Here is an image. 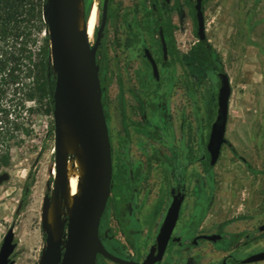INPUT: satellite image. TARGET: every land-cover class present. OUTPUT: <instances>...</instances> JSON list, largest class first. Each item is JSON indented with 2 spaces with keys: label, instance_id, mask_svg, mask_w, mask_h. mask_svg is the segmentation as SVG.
I'll return each mask as SVG.
<instances>
[{
  "label": "rangeland",
  "instance_id": "374dc122",
  "mask_svg": "<svg viewBox=\"0 0 264 264\" xmlns=\"http://www.w3.org/2000/svg\"><path fill=\"white\" fill-rule=\"evenodd\" d=\"M84 2L87 11L97 3V34L104 0ZM195 2L110 0L98 52L105 114L116 163L122 169L117 171L122 188L135 192L136 203L141 196L143 202L154 201L137 215L140 228L128 218L132 230H146L132 233L134 248L139 251L152 245L164 202L182 191L187 194L182 221L192 217L199 227L196 236L220 235L222 240L197 246L192 239L173 244L175 253L167 263L241 264L264 252V232L260 231L264 226V0L203 1L207 40L222 59L214 71L199 66L193 56L201 42ZM42 20L46 24L44 13ZM163 25L166 64H161ZM24 27L26 49L36 55L49 31L40 24L38 14ZM147 52L159 64L158 79ZM30 63L26 60L25 66ZM52 73L56 79L53 66ZM219 73L229 76L233 93L227 143L218 164L211 167L207 144L217 118ZM24 84L21 127L0 152V176L9 175L0 186V249L13 228L15 264H43L47 227L59 210L55 209L59 197L55 117L47 113L46 101L41 105L26 100L30 83ZM136 127H146L147 132L137 133ZM151 150L164 162L148 160V178L139 190L129 178L132 163L126 157L137 155L145 164ZM60 218L65 222L68 216L63 213ZM67 226L68 222L66 232ZM97 264L111 263L97 260Z\"/></svg>",
  "mask_w": 264,
  "mask_h": 264
},
{
  "label": "water",
  "instance_id": "95a60500",
  "mask_svg": "<svg viewBox=\"0 0 264 264\" xmlns=\"http://www.w3.org/2000/svg\"><path fill=\"white\" fill-rule=\"evenodd\" d=\"M74 1L48 0L44 12L49 28L51 63L56 73L54 117L57 170L61 138L58 120L60 108L66 112L68 120L77 130L85 152L88 154L89 166L81 201L73 217L68 219L65 245L55 243L51 232L47 230V249L43 264H96L98 255L116 264H139L111 255L100 239V225L111 197L113 181L112 144L103 104L101 68L98 63V52L108 22L110 0H104L103 15L94 45L90 43L86 35L81 37L77 30V10ZM171 1L165 0V3L171 4ZM203 1L196 0L195 2L198 37L201 42L207 39ZM162 41L165 58H167L164 38ZM147 55L152 63L155 77L159 78L157 63L151 54ZM218 77L221 88L218 96L217 118L212 125L207 144L211 167L218 164L227 143L233 93L229 76L226 73H219ZM8 180V174L1 175L0 186ZM184 201L185 195L181 193L173 197L158 233L156 244L151 248L143 264L162 263L171 241H180V239H173V235ZM260 231L264 232V226L260 228ZM200 239L218 243L222 240V236H201ZM16 249L14 229L11 228L0 249V264H15L12 257ZM261 262H264V252L250 256L241 261V264Z\"/></svg>",
  "mask_w": 264,
  "mask_h": 264
},
{
  "label": "trees",
  "instance_id": "16d2710c",
  "mask_svg": "<svg viewBox=\"0 0 264 264\" xmlns=\"http://www.w3.org/2000/svg\"><path fill=\"white\" fill-rule=\"evenodd\" d=\"M47 2L0 0V152L1 148H8V142L14 139L21 127L18 118L25 102L21 97L24 82L30 83L27 101L41 105L46 101L47 113L55 112L56 79L52 73L50 36L48 34L42 40L36 55L27 51L24 42V25L35 18V14H38L40 24L49 31L42 20ZM113 19L116 22V17ZM162 28L165 32L166 27L163 25ZM193 56L197 64L207 71H214L222 63L220 55L207 39L197 44ZM26 60L31 62L30 67L25 66ZM101 84L103 88L102 79ZM103 104H106L104 97Z\"/></svg>",
  "mask_w": 264,
  "mask_h": 264
},
{
  "label": "flooded vegetation",
  "instance_id": "af4514ba",
  "mask_svg": "<svg viewBox=\"0 0 264 264\" xmlns=\"http://www.w3.org/2000/svg\"><path fill=\"white\" fill-rule=\"evenodd\" d=\"M165 2V0H164ZM172 2V1H171ZM170 5V4H167ZM100 18V15H99ZM99 18H98V23H99ZM97 30V28H96ZM96 30L94 33V38H96ZM160 35H161V40L162 38H164V32L162 29H160ZM92 44V43H91ZM162 45H163V41H162ZM164 51V49H163ZM149 52H147L146 54H148ZM150 54V53H149ZM165 55V53H164ZM152 56V55H151ZM153 57V56H152ZM148 58V55H147ZM154 59V58H153ZM166 59L164 58L163 62H161V64H166ZM149 62L150 59L148 58ZM156 62V61H155ZM151 63V62H150ZM157 63V62H156ZM152 66V63H151ZM158 66V70H159V64L157 63ZM153 68V66H152ZM154 72V70H153ZM155 77V75H154ZM156 78V77H155ZM158 79V78H157ZM145 129H142L140 127H136L135 130L137 133L139 132H147L146 127H144ZM134 137V133L132 131V136L131 138ZM110 139H111V144H112V159H113V181H112V193H111V197L109 199V203L108 206L106 208V211L102 217V221H101V225H100V239L102 241L103 246L105 247V249L111 254L114 255L117 258L120 259H124L126 261H132L135 263H139V264H143L145 259L147 258V256L150 253L151 248L156 244V240H157V236L159 231L155 234L152 245H148L145 249H141V250H137L134 248V243H133V239L135 238L133 236L132 233H143L145 234L146 230H143V228L141 229V231L139 230H132L129 225H128V218H132L134 221L136 220V222L138 223L139 228L141 227V223L139 222V220L137 221V215L141 216V214H143V210H145V208L150 207L153 202L147 203V200L145 202H143V197L141 196L139 198V202L136 203V200L134 198V196L136 195L135 192L129 190L128 192H126L122 186V177H118V170L122 171V169H120V165L119 163H116V151H115V147L112 143V138L110 135ZM135 141L133 140V143ZM144 142V141H143ZM143 142L141 141L140 146H141V150L143 148ZM132 147H134V145H132ZM151 154L147 155V158H145V164L140 162V159L137 157V155L132 154V159H130V157L127 155L126 159H128V164L130 165V163H132L131 169L128 172L129 178H131V182L135 183L137 185V188L139 190H142V188H145L144 182H146L147 178H148V160L151 158H154V160H158L160 162H164L163 159L156 155L157 151H150ZM142 155H144V153L141 152ZM119 160L122 162L123 159H121L119 157ZM132 160V161H130ZM209 164H210V158H209ZM119 175H123V172ZM168 180L170 181V178L168 177ZM134 181V182H133ZM129 186V185H128ZM129 188V187H128ZM127 188V189H128ZM132 190H134V188L132 187ZM137 191V190H136ZM179 193L185 195V201L182 205V210L185 207V203L187 201V194L185 192H178L175 195L172 196V198H169L168 202H164L163 205V210L165 211L164 215H163V220H162V224L160 226V228L163 225L164 219L166 217L167 211L173 201V197L178 195ZM141 195H144V192H141ZM126 202V203H125ZM161 208V206H160ZM181 210V213H182ZM181 217V214H180ZM180 220V219H179ZM146 229V228H145ZM139 231V232H138ZM201 236H208V235H201ZM201 236H195V238L191 241L192 245L197 246L199 245L200 242H208L205 240L200 239ZM145 235H141V238L144 239ZM173 239H180V241H171L168 250L166 252L167 253L171 252V248L173 246V244H182V239L179 238L176 233L174 232L173 235ZM195 241H197V243L195 244ZM211 243V242H209ZM166 255L164 257V260L162 263H158V264H164L165 263V258ZM97 260H105L106 262H109L111 264H116L104 257H102L101 255H98ZM97 260H96V264H97Z\"/></svg>",
  "mask_w": 264,
  "mask_h": 264
},
{
  "label": "bare ground",
  "instance_id": "6f19581e",
  "mask_svg": "<svg viewBox=\"0 0 264 264\" xmlns=\"http://www.w3.org/2000/svg\"><path fill=\"white\" fill-rule=\"evenodd\" d=\"M76 13V26L81 37L86 35L90 43L94 40V33L98 26L99 10L97 3L88 9L84 0L74 1ZM59 125L61 138L59 143V165H58V199L55 201V209L58 213L50 220L47 230L53 236L55 243L65 245L68 219L73 217L86 186L89 157L85 152L82 141L75 127L68 120L66 112L60 108ZM66 214L65 222L60 216ZM65 231V232H64Z\"/></svg>",
  "mask_w": 264,
  "mask_h": 264
},
{
  "label": "crops",
  "instance_id": "0c3cea01",
  "mask_svg": "<svg viewBox=\"0 0 264 264\" xmlns=\"http://www.w3.org/2000/svg\"><path fill=\"white\" fill-rule=\"evenodd\" d=\"M163 213H165V211L163 210ZM182 217H183V212L181 213V217L180 220L178 222V225L176 227L175 233H177L178 237L182 239V245L187 243L189 240H193L196 236V234L199 231V227L197 225V223L195 221H193V218L190 217L185 221H182ZM158 220V224L156 225V231L155 234L159 231L160 226L162 224V220H163V216L161 214V216L156 219ZM174 255L175 252H169L166 255L165 258V263L164 264H168L167 262L170 260L171 255ZM184 256L186 255V253H182Z\"/></svg>",
  "mask_w": 264,
  "mask_h": 264
}]
</instances>
